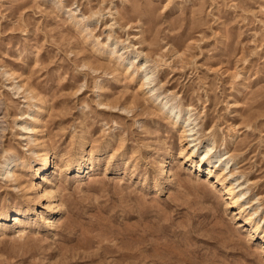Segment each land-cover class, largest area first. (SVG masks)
I'll return each instance as SVG.
<instances>
[{"label": "rangeland", "instance_id": "obj_1", "mask_svg": "<svg viewBox=\"0 0 264 264\" xmlns=\"http://www.w3.org/2000/svg\"><path fill=\"white\" fill-rule=\"evenodd\" d=\"M255 211L264 0H0V264H264Z\"/></svg>", "mask_w": 264, "mask_h": 264}, {"label": "bare ground", "instance_id": "obj_2", "mask_svg": "<svg viewBox=\"0 0 264 264\" xmlns=\"http://www.w3.org/2000/svg\"><path fill=\"white\" fill-rule=\"evenodd\" d=\"M114 53V52H113ZM140 56V55H139ZM139 56H135L134 59H138ZM143 63L144 65L146 64V59L144 58L143 59ZM155 73L153 71H150V72H146L145 75L143 76V80L142 83H141V86L140 88L143 89L144 87H148L150 86V82L148 81V77L147 76H153ZM161 111L169 118V119H172L173 120V123L176 125L178 124L179 120H180V110H175L174 108H166V105H162V109ZM191 113V110H188L187 111V114L189 115ZM189 126L188 125H185L184 126V139L186 138H189V137H195L196 133L194 132V127H192L191 129H187L185 130L186 128H188ZM186 133H188L186 135ZM186 145L185 146H182L184 148V150H189L190 154L189 156L187 157L186 160L188 161H191V163H194L195 166H197V169L200 170L202 169L203 165L206 166V171H207V176H210L211 175V168L215 167L216 164L220 163V159L219 158H216L214 156H210V154L212 152H215L216 151V146H215V142H208L206 144V147L205 149L197 156L195 155L196 152H197V149H198V146L199 144H194L196 142V140H192V141H186ZM186 147V148H185ZM83 151V156L81 157L80 161L74 166V169L77 170V171H80L82 169V166L87 162V152L85 149L82 150ZM54 154V153H53ZM53 156V155H52ZM197 156V157H196ZM197 158L196 161H194V158ZM40 158H42L41 162L36 166L38 167L36 170H35V176H37V174H43L47 171L48 167H50V159H51V154L50 152L47 150V149H44L41 153H40ZM214 160V161H213ZM231 161V160H229ZM229 161H226L224 160V167L221 168V171H220V175H224V172L227 170L228 168V164H229ZM14 162V161H13ZM214 165V166H213ZM65 166H70V164L68 163V161H66V164ZM220 166V165H219ZM17 165L16 164H13V163H10V164H7L5 166V168H7V170H5L8 173L14 175V170L16 169ZM67 169V168H66ZM167 174V173H166ZM16 175V174H15ZM219 178V176H218ZM42 180V179H41ZM237 182V181H236ZM235 183L233 184H230L229 185V191L231 194H234V190L235 188L237 187H242L240 184L237 185L236 187L234 186ZM243 196V194L240 192V190H238V196L236 198L233 199L232 203L233 205L235 206H238V202H239V199ZM244 205H240L238 206V213H244L245 210H244ZM49 211L51 212H55V209L52 208V207H49ZM14 213V216H18L20 215L19 212H13ZM257 214V212H252L248 215H246V220H245V226H248V229L250 231H252L251 233H257L258 231L259 232H262L261 236L264 238V228H262L259 224V222H255L253 221L254 219V216Z\"/></svg>", "mask_w": 264, "mask_h": 264}]
</instances>
